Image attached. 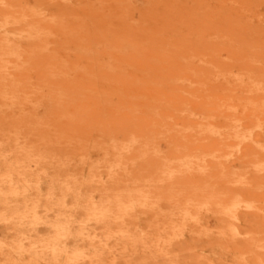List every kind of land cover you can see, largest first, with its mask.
<instances>
[{"label":"bare ground","instance_id":"obj_1","mask_svg":"<svg viewBox=\"0 0 264 264\" xmlns=\"http://www.w3.org/2000/svg\"><path fill=\"white\" fill-rule=\"evenodd\" d=\"M57 1L0 0V142H39L36 151H32L37 152L39 171L45 169L48 162L46 150L58 156L63 142L69 145L75 142L76 146L81 144L94 150L108 174L110 166L106 164L118 163L125 155H132L136 166L126 171L129 175H125V171L117 175L120 181L126 178L129 190L119 186V181L101 189L99 199L107 206L113 202L115 206H121L119 196L121 202L127 195L126 208L147 207L166 190L180 193L181 188L192 192L214 191L219 184L222 185L223 180H209V176L203 178L199 172L214 170L221 154H213L216 153L213 149L224 154L226 146L222 142L229 145L228 142L239 141L240 134L231 121L233 114L227 97L231 84L239 86L238 81L243 76L238 73L237 80L228 76L229 62L224 55L228 52L227 45L222 44L221 49H217L205 38V30L211 25L206 22L193 32L181 34V14L171 15L169 12V19L158 18L159 28L155 16L146 14L149 26L142 29L129 26L120 30L122 36L111 37L108 41L102 36L100 41L104 40L101 43L104 45L96 49L97 63L85 60L86 69L80 74L84 78L68 80L61 72L65 61L63 55H44L45 44L53 43V49L56 45L58 53L65 45L56 35L65 30V10L68 7L61 4L54 7ZM178 10L181 11V6ZM106 13H110L109 19L114 17L113 12ZM100 18L96 21L103 25L106 19ZM116 21L120 27L121 22ZM86 24L81 21L71 28L70 35L75 34L78 38L70 39V42L74 49L80 50L79 53L85 47L79 44V34H82V25L87 27ZM7 32L11 35H6ZM212 37L209 35L210 39ZM111 39L114 45L110 43ZM101 61L104 62L100 64ZM252 98L251 102H255L256 96ZM261 98L264 102V96ZM38 106L43 107L41 112L37 111ZM258 107L256 110L261 109ZM247 117L246 113L242 119ZM150 142L165 143L168 150L165 158L174 162L172 169H164L162 160L150 157L146 150L131 154V146L135 143L145 146ZM223 156L226 155H221L222 162H227ZM187 157L194 160L193 167L190 160L181 165V160ZM20 158L17 161L14 157L12 163L7 157L2 158L3 176L4 173L7 177L26 173L24 163L28 157ZM74 158L71 154L67 160L59 157L65 166L54 168L55 171L77 168L75 163L79 164L81 160ZM187 178H191L194 184H186ZM12 190V187L6 188L7 193L11 194ZM56 191L62 196L71 194L67 202L71 208L81 209V205H85V198L70 191L67 183L59 185ZM231 204L212 208L217 210L211 211L207 218L214 224L234 225V239L227 240L228 245L233 243L234 248L246 242L240 247L250 246V263L260 264L259 257L264 256V207L234 209ZM94 213L91 216L97 221L98 214ZM185 215L188 214H184V218ZM255 245L261 252L254 250ZM21 246L24 245L13 244L10 249L0 247V264H20ZM193 248L183 245L181 252L167 253L166 264L226 262L213 257V253L206 249Z\"/></svg>","mask_w":264,"mask_h":264},{"label":"rangeland","instance_id":"obj_2","mask_svg":"<svg viewBox=\"0 0 264 264\" xmlns=\"http://www.w3.org/2000/svg\"><path fill=\"white\" fill-rule=\"evenodd\" d=\"M60 4L68 9L65 10V30L56 38L63 39L65 45L58 53L56 45L53 49V43L45 44L44 55H63L65 61L61 72L68 80L83 77L80 74L86 69L85 60L97 63L96 49L104 45H101L104 40L100 41L102 36L108 41L129 26L139 29L149 26L146 14L155 16L158 28V18L169 19L172 14H181V34L193 32L194 28L199 29L206 22L210 24L208 29L205 26L206 40L213 42L217 49H221L222 44L228 47V52L223 51L229 62L228 76L234 80H237L238 73L243 76L238 81L239 86L231 84L227 97L233 114L231 121L242 139L239 136L238 142H228L229 145L222 142L226 146H222L225 153L213 149L216 151L213 154L226 155L223 159L226 157L227 162L223 163L219 155L214 170L199 172L203 178L209 176V180L224 181L214 191L192 192L181 188L180 193L166 190L152 205L132 208L125 207L127 195L121 202L119 196L121 206H115L114 202L107 206L104 200L99 199L101 189L117 181L119 186L126 187L124 190H129L126 178L120 181L117 175L136 166L132 155L121 157L118 163L106 164L110 166L108 174L94 150L81 144L76 146L75 142L70 145L63 142L58 156L46 150L50 158H47L45 169L39 171L37 152L32 153L39 147V142H28L26 138L22 141L27 142H0V247L10 249L13 244H23L20 264H166L167 253L181 252L183 245L197 250L206 249L213 253V257L226 261L225 264H252L250 246L240 247L246 242L234 248L233 243L228 245L227 240L234 239L236 227L229 223L214 224L207 215L217 210L212 208L226 207L231 203L234 209L264 207V102L261 100L264 96V0H59L53 5ZM180 6L181 11L178 10ZM106 11L113 12L114 17L109 19L110 13ZM169 12H172L170 16ZM43 16L47 18V15ZM99 17L106 19L103 25L97 22ZM116 20L121 22L120 27H117ZM81 21L87 22V27L82 25L85 30L79 34V44L85 45L79 53L80 50L74 49L70 42V39L78 37L70 34L75 23ZM107 30L113 32L106 33ZM209 35L213 37L210 39ZM110 43L115 44L112 39ZM253 96H256L255 102H251ZM258 106L261 109L256 110ZM42 109V106L37 107L38 112ZM246 113L248 117L244 120L242 117ZM141 149L157 161L162 160L164 169H172L174 162L166 161L168 150L164 142H150L145 146L135 143L131 146V154ZM70 154L75 160H81L79 164L75 163L77 168L73 166L63 172L55 171L54 168L65 166L60 159L67 160ZM4 157L10 163L14 162V157L17 161L21 160L20 157H28L24 163L26 173L14 177H7L4 173L3 176L1 160ZM186 160H190L191 167L194 166L191 157L181 160V165ZM129 174L126 172L125 175ZM191 178H187L186 184H194ZM64 183L74 194L79 193L85 198L81 209L71 208L67 203L71 194L62 196L56 191ZM8 187L13 188L11 194L6 192ZM54 198L59 199L56 202ZM42 199L47 203L40 201ZM94 212L98 214L97 221L91 216ZM184 214H188L186 218ZM254 250L261 252L256 245ZM259 259L260 264H264V256Z\"/></svg>","mask_w":264,"mask_h":264}]
</instances>
